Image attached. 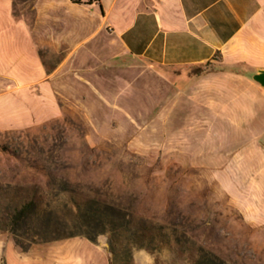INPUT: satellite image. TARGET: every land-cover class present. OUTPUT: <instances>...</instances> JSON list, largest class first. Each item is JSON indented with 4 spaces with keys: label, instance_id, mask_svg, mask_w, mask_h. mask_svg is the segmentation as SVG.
Segmentation results:
<instances>
[{
    "label": "rangeland",
    "instance_id": "obj_1",
    "mask_svg": "<svg viewBox=\"0 0 264 264\" xmlns=\"http://www.w3.org/2000/svg\"><path fill=\"white\" fill-rule=\"evenodd\" d=\"M40 4L49 8L50 38L38 23ZM15 13L36 27L49 77L46 88H32L35 122L0 130V182L49 188L30 194L37 206L84 231L72 209L90 214L92 200L105 227L92 231L95 241L23 239L24 248L0 230V264H264V130L253 136L251 127L239 132L241 120L213 121L215 137L199 133L193 144L186 101L156 75L173 70L146 71L123 54L87 4L29 0ZM106 204L127 210L129 226L115 230L119 219Z\"/></svg>",
    "mask_w": 264,
    "mask_h": 264
},
{
    "label": "crops",
    "instance_id": "obj_2",
    "mask_svg": "<svg viewBox=\"0 0 264 264\" xmlns=\"http://www.w3.org/2000/svg\"><path fill=\"white\" fill-rule=\"evenodd\" d=\"M78 1L87 4L107 38H115L123 54L146 71L173 70V75H156L177 87L180 103L186 101L193 144L199 133L215 137L213 121L225 126L224 120H241L239 132L249 127L253 136L263 132L264 126L243 120L264 119V88L248 77L264 70V0ZM75 6L80 5L70 9L78 11ZM38 11L43 38H50L49 8L40 4ZM35 38L36 27L16 15L14 0H0V130L27 127L37 119L32 88H46L49 75ZM208 63L217 69L195 72Z\"/></svg>",
    "mask_w": 264,
    "mask_h": 264
},
{
    "label": "trees",
    "instance_id": "obj_3",
    "mask_svg": "<svg viewBox=\"0 0 264 264\" xmlns=\"http://www.w3.org/2000/svg\"><path fill=\"white\" fill-rule=\"evenodd\" d=\"M29 0H14L15 11L16 6L19 3H26ZM48 175V174H47ZM49 188L44 189H31L26 186L25 182L19 183L13 186L8 184L3 186L0 182V230L7 231L15 235L18 244L24 248L26 243L23 239H28L31 244L40 242H50L62 239H67L75 236H85L92 241H95V237L91 234L95 227H105V221L103 220L102 211L98 214L95 207V202L88 200L86 205H92L90 214L82 213L81 206L76 204V208L73 207V213L80 216L84 222V228L90 230H83L81 226L72 224L70 220L63 219L58 213H54L52 210L42 209L37 206L38 197L31 196L30 194H49ZM63 192V189H62ZM105 210L110 211L112 215L119 219V223L113 222L115 230L120 227H128L131 214L117 205L106 204ZM79 214V215H78ZM121 225V226H120ZM19 229H23V233L20 234ZM30 245V244H29ZM113 253L114 250L112 251Z\"/></svg>",
    "mask_w": 264,
    "mask_h": 264
},
{
    "label": "water",
    "instance_id": "obj_4",
    "mask_svg": "<svg viewBox=\"0 0 264 264\" xmlns=\"http://www.w3.org/2000/svg\"><path fill=\"white\" fill-rule=\"evenodd\" d=\"M248 77L264 88V70L248 73Z\"/></svg>",
    "mask_w": 264,
    "mask_h": 264
},
{
    "label": "built area",
    "instance_id": "obj_5",
    "mask_svg": "<svg viewBox=\"0 0 264 264\" xmlns=\"http://www.w3.org/2000/svg\"><path fill=\"white\" fill-rule=\"evenodd\" d=\"M94 1H98V0H94Z\"/></svg>",
    "mask_w": 264,
    "mask_h": 264
}]
</instances>
